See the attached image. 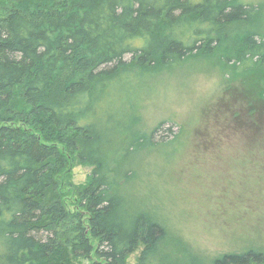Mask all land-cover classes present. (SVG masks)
<instances>
[{
	"label": "trees",
	"instance_id": "trees-1",
	"mask_svg": "<svg viewBox=\"0 0 264 264\" xmlns=\"http://www.w3.org/2000/svg\"><path fill=\"white\" fill-rule=\"evenodd\" d=\"M258 11L244 0H0V264H127L136 251L134 264H264L254 246L199 252L138 200L141 154L172 128L146 130L127 90L219 49L258 118L264 34L239 32ZM73 161L91 167L80 187L65 177Z\"/></svg>",
	"mask_w": 264,
	"mask_h": 264
},
{
	"label": "rangeland",
	"instance_id": "rangeland-1",
	"mask_svg": "<svg viewBox=\"0 0 264 264\" xmlns=\"http://www.w3.org/2000/svg\"><path fill=\"white\" fill-rule=\"evenodd\" d=\"M244 1L259 11L239 32L264 34V0ZM218 53H197L127 87L146 130L157 124L172 128L164 131V145L141 154L138 200L209 256L252 246L264 250V114L256 118L258 109L240 93L238 77L224 76ZM90 171L73 161L65 177L80 187ZM71 264L89 262L79 258Z\"/></svg>",
	"mask_w": 264,
	"mask_h": 264
}]
</instances>
